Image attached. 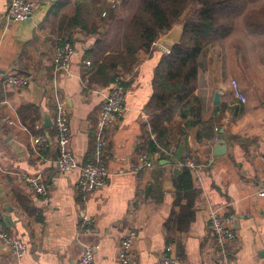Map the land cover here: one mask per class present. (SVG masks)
I'll return each instance as SVG.
<instances>
[{
	"label": "crops",
	"instance_id": "0c3cea01",
	"mask_svg": "<svg viewBox=\"0 0 264 264\" xmlns=\"http://www.w3.org/2000/svg\"><path fill=\"white\" fill-rule=\"evenodd\" d=\"M34 1L33 17L19 23L6 17L9 0H0V115L16 121L0 130V226L27 246L18 257L0 243V264H78L86 248L93 250L95 264H117L122 240L132 229L139 236L137 264H155L170 245L181 264H224L210 232L212 213L233 218L238 243L230 252L231 264H264V199L256 195L264 186V46L258 54L250 46L232 48L221 41L200 57L194 96L202 110L197 115L201 121L215 120L216 137L227 143L226 154L215 157V138L200 140V119H186L179 111L168 125L169 146L154 157L148 146L156 141L148 105L155 69L167 54L156 43L151 56L121 74L127 112L108 134L109 175L85 199L76 190L79 170L58 171L57 133L54 127H42V115L53 119L57 106L65 104L74 157L80 166L93 158L98 114L111 87L89 83L86 53L101 39L115 45L120 26L132 16L126 4L133 1ZM236 20L264 23V0H245L244 18ZM97 27L96 34L90 33ZM174 29L182 32L183 24ZM65 40H71L76 52L71 70L60 73L54 61ZM14 75L29 77V85L8 88L5 81ZM232 81L239 84L245 104L234 97ZM41 138L45 147L36 144ZM144 155L154 168L134 172ZM188 160L202 166V181H193L198 192L195 219L188 231L179 232L173 223L180 212L174 179ZM26 176L43 181L47 198L27 187ZM85 220L90 221L89 232H83Z\"/></svg>",
	"mask_w": 264,
	"mask_h": 264
},
{
	"label": "trees",
	"instance_id": "16d2710c",
	"mask_svg": "<svg viewBox=\"0 0 264 264\" xmlns=\"http://www.w3.org/2000/svg\"><path fill=\"white\" fill-rule=\"evenodd\" d=\"M130 8L132 16L121 26L115 45L108 46L101 39L86 53V61L90 62L89 83L112 86L121 73L132 72L141 58L153 54L154 45L161 35L183 24L180 44L161 57L154 73L153 96L148 105L152 113L150 126L156 138L148 146L154 153L169 146L168 125L177 112L181 111V116L186 119L190 116L200 119L197 114L200 115L202 105L194 96L200 57L208 46L230 37L236 17L244 11L245 0H138ZM110 17L114 18L113 11ZM77 19L76 25L83 27V22ZM105 24L106 20L100 25ZM245 24L252 32H264V23ZM98 29L92 28L90 33L96 34ZM32 122L34 124L36 120ZM197 124L201 126L200 140L216 138L214 119H200ZM174 184L180 212L173 223L179 232H186L195 219L194 205L198 192L187 168L174 179ZM182 201L186 204L182 205Z\"/></svg>",
	"mask_w": 264,
	"mask_h": 264
},
{
	"label": "built area",
	"instance_id": "2783aa9c",
	"mask_svg": "<svg viewBox=\"0 0 264 264\" xmlns=\"http://www.w3.org/2000/svg\"><path fill=\"white\" fill-rule=\"evenodd\" d=\"M37 9V3L34 0H9L6 17L12 22L24 23L30 20ZM156 45V43H155ZM76 52L72 42L65 40L57 49L54 66L56 71L66 73L71 70L72 58ZM90 65V62H85ZM122 74V73H121ZM111 86L110 91L103 100L102 107L98 114L97 138L95 152L92 159L88 160L83 166H80L78 160L74 157L71 149L72 134L69 123V110L65 104L57 106L53 122L57 133L58 159L57 169L60 173L68 174L79 170V178L76 190L80 196L87 198L94 192L103 187L109 175L106 162V152L108 145V134L111 127L117 124L127 112L126 93L127 88L123 77L121 76ZM30 83V78L22 75L10 76L5 84L8 88L23 89ZM232 92L234 97L245 104L247 99L243 94L239 84L232 81ZM151 122V121H150ZM16 121L9 116L0 115V130L4 127L15 126ZM218 137L215 142H218ZM36 144L46 146V139L36 140ZM161 152H155L154 157H159ZM141 163L134 167V172L151 171L154 168V162L146 155L141 157ZM264 162V159H263ZM185 168L189 169L195 184L202 181V166L196 164L193 160L184 162ZM23 182L35 194L41 197L48 196V189L39 178L23 177ZM258 198L264 199V186L256 192ZM89 220H85L83 232H89ZM232 217H223L216 213L210 216V232L215 241L218 250V256L224 264H231L230 252L238 243V236L233 226ZM138 232L134 229L129 230L122 240L117 264H137L138 255L136 252V243L138 241ZM0 243L18 257L27 252V246L23 242L9 235L6 230L0 226ZM173 245L166 248V253L155 264H181L180 258L173 256ZM1 263V261H0ZM78 264H95V255L91 248H86Z\"/></svg>",
	"mask_w": 264,
	"mask_h": 264
},
{
	"label": "rangeland",
	"instance_id": "374dc122",
	"mask_svg": "<svg viewBox=\"0 0 264 264\" xmlns=\"http://www.w3.org/2000/svg\"><path fill=\"white\" fill-rule=\"evenodd\" d=\"M131 3V5H127L126 4V10L123 8L122 11H121V14H124V10L125 11H128V7L130 6H133L135 5V3L138 2V0H129ZM258 4V3H257ZM251 5H256V4H251ZM244 14H245V8H244V11L242 14H240L238 17H236V19L238 18H244ZM190 15V14H189ZM188 17L186 16L185 19H187ZM180 24H178L179 26ZM234 29L230 35L229 38L223 40L226 44V46H230L232 48L236 47L237 44H240L241 46L243 45L244 47H248L250 46L252 49H254L258 54L261 53V48L264 46V32L263 33H260V32H253L251 35L252 37H250V28L248 26H246L245 22H241L239 23L237 20L236 22L234 23ZM120 29H121V26H120ZM119 29V30H120ZM222 41V42H223ZM221 41H217L216 43H213V44H220ZM212 44V45H213ZM209 47V46H208ZM111 87V86H110Z\"/></svg>",
	"mask_w": 264,
	"mask_h": 264
},
{
	"label": "water",
	"instance_id": "95a60500",
	"mask_svg": "<svg viewBox=\"0 0 264 264\" xmlns=\"http://www.w3.org/2000/svg\"><path fill=\"white\" fill-rule=\"evenodd\" d=\"M53 2H56L57 0H52ZM178 26V25H176ZM184 30H181L178 32L174 28L171 30L169 34L161 35L159 40L157 41V44L161 46L168 54L173 51L175 46L180 44L182 36H183ZM214 104L216 105V109L220 110V93L216 92L215 98H214ZM43 122L44 125L42 126L44 129L52 128L54 127V122L51 118V116L47 113H43ZM227 151V143L225 140H219L215 146H214V155L215 157L224 156Z\"/></svg>",
	"mask_w": 264,
	"mask_h": 264
}]
</instances>
